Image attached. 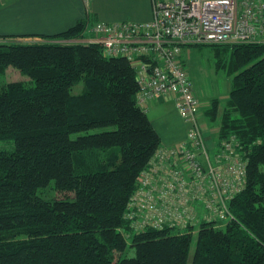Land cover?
Wrapping results in <instances>:
<instances>
[{
  "label": "trees",
  "instance_id": "16d2710c",
  "mask_svg": "<svg viewBox=\"0 0 264 264\" xmlns=\"http://www.w3.org/2000/svg\"><path fill=\"white\" fill-rule=\"evenodd\" d=\"M87 24L41 41L0 39V73L11 65L25 77L0 84V138L14 141L0 149V264H264V43L230 45L228 99L205 113L218 121L215 139L234 135L246 161L231 218L173 234L124 217L159 136L136 103L129 61L76 40ZM52 179L64 196L38 195Z\"/></svg>",
  "mask_w": 264,
  "mask_h": 264
},
{
  "label": "built area",
  "instance_id": "2783aa9c",
  "mask_svg": "<svg viewBox=\"0 0 264 264\" xmlns=\"http://www.w3.org/2000/svg\"><path fill=\"white\" fill-rule=\"evenodd\" d=\"M151 6L149 20H97L83 38L98 43L106 56L129 61L138 87L136 103L143 110L149 100L171 97L187 125L183 139L159 145L153 152L137 178L124 217L137 229L148 225L185 229L199 216L222 220L218 225H223L231 218L230 199L243 187L246 161L234 135L214 138V149L206 144L199 120L201 101L182 49L264 43V0H151Z\"/></svg>",
  "mask_w": 264,
  "mask_h": 264
},
{
  "label": "crops",
  "instance_id": "0c3cea01",
  "mask_svg": "<svg viewBox=\"0 0 264 264\" xmlns=\"http://www.w3.org/2000/svg\"><path fill=\"white\" fill-rule=\"evenodd\" d=\"M151 16V0H0V35H4L0 39L41 41L44 37L72 26L79 19L85 20L90 26L97 20L146 21ZM193 90L202 105L199 120L204 127L206 144L214 149V138L218 129L208 121L205 109L210 107L208 102L218 96L207 95L202 85L196 81H193ZM202 97L208 100L203 101ZM224 99L227 100L228 97ZM145 112L158 133L160 146L175 144L184 138L187 125L175 109L171 97L149 100L145 105ZM200 208L202 211V204ZM198 218L200 220L202 216Z\"/></svg>",
  "mask_w": 264,
  "mask_h": 264
},
{
  "label": "rangeland",
  "instance_id": "374dc122",
  "mask_svg": "<svg viewBox=\"0 0 264 264\" xmlns=\"http://www.w3.org/2000/svg\"><path fill=\"white\" fill-rule=\"evenodd\" d=\"M6 39H10V38H6ZM61 39L63 40V38ZM76 40L80 42H84L83 38L81 39L79 38ZM230 45L231 44H206V45L199 44V45L184 46L182 49V57L185 60V67L191 78L192 86H193V81L194 82L196 81L200 85H202V89L205 91L207 95L210 96L213 94L215 96H218V98L216 97V99L219 101L218 107H221L227 101L226 99H224V97H228L230 77L226 75L227 66L225 65H227L230 59L231 49H232ZM214 52L218 54L217 59ZM24 78L25 77L21 76V73L19 72L18 69L9 65L3 74L0 73V84L11 81L23 80ZM80 87L81 84L76 85L73 89L74 91H79ZM202 100L205 101L208 100V98L204 99V97H202ZM211 104H212L211 101L208 102V105L212 106L213 104L212 105ZM209 109H210L209 107L205 109L206 113ZM217 122L218 121L214 122L213 127L218 125ZM112 128H113L112 126H107L101 128V130L112 129ZM205 128L208 131H210L209 128L207 127ZM93 130L94 129H91L90 132H92ZM96 130H100V129H96ZM76 135L77 134H74L73 136ZM13 148H14L13 138H0V149L12 150ZM37 194L42 196L43 198L64 196V193H61L60 191H57L55 189L53 179L49 181L47 186L38 189ZM201 212L199 213V215H201ZM180 230H184V229L181 227L171 228V232L173 234L180 232ZM193 249H194V241H192L190 245V251H189L190 256L193 253ZM127 252H128L127 254L128 256L134 254V250L132 247H129ZM188 264H190V262H188Z\"/></svg>",
  "mask_w": 264,
  "mask_h": 264
},
{
  "label": "clouds",
  "instance_id": "9594fccd",
  "mask_svg": "<svg viewBox=\"0 0 264 264\" xmlns=\"http://www.w3.org/2000/svg\"><path fill=\"white\" fill-rule=\"evenodd\" d=\"M145 111V110H144Z\"/></svg>",
  "mask_w": 264,
  "mask_h": 264
}]
</instances>
